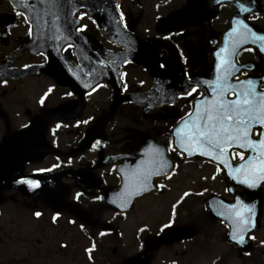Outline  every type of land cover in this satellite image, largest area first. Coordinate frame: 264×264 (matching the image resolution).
Listing matches in <instances>:
<instances>
[{"label":"flooded vegetation","instance_id":"flooded-vegetation-1","mask_svg":"<svg viewBox=\"0 0 264 264\" xmlns=\"http://www.w3.org/2000/svg\"><path fill=\"white\" fill-rule=\"evenodd\" d=\"M114 2L119 5L124 30L162 54L165 83L170 84L177 76V88L162 99L146 101V106L151 107L148 115L156 114L161 121L146 120L144 108L127 101L104 125L103 133L97 121L110 109L114 91L106 82L102 48L116 52L121 48L107 40L84 10H75L78 6L74 2H38L34 3V11L26 8L32 5L29 3L20 6L27 10L24 11L10 0H0V147L18 137L17 145L5 152L3 166L20 167L25 177L46 174L44 188L42 181L38 188L26 183L23 193L10 188L0 195L2 264H122L138 256L149 238L129 257L120 241L122 227L137 205L169 192L166 184L179 170L176 157L171 153L176 163L173 177L159 180V193L140 199L130 213L121 214L109 207L105 191L119 190L123 179L143 177L145 172L134 157L137 152L145 146L146 152L150 150L148 141L152 138L169 149L172 130L187 120L196 103L201 102L199 116H203L207 108L221 100L216 89L225 77L226 87L251 79L257 82V91L264 93V84L260 83L264 80V51L260 50L264 43L255 37L248 39L257 41L258 48L242 50L237 56L239 67L233 64L239 71H225L227 60L233 61V41L246 31L239 21L258 36L264 35V0H242L245 7L251 8L246 19L234 18L236 12L245 13L240 11L238 0ZM82 13L86 15L81 19ZM81 25L86 29L76 31ZM35 39L42 48L30 50L28 46ZM58 39L69 42L61 46ZM122 79L121 93L125 96L146 93L153 86L150 75L131 63L124 65ZM197 82L196 91L185 95L188 85ZM235 98L239 97L229 93L224 103ZM194 123L202 122L198 119ZM257 127L260 125L252 127L255 136ZM92 128V145H106V153L122 157L121 161L94 169L97 151L83 146L79 150ZM43 136L58 153L41 160L42 153L50 150L42 144ZM233 158L241 160L237 152ZM216 169L221 176V170ZM74 172H79L80 178L71 176ZM164 202L169 204V199ZM117 204L118 201L112 203ZM175 204L171 210L178 206L177 215H185L184 201L179 198ZM37 212L41 215L37 216ZM212 229L227 232L222 225ZM139 237L137 232L136 239ZM202 237L199 234L195 242ZM222 238L224 247L233 249L226 236ZM182 245L177 253L160 249L155 255L164 251L171 257L164 261L157 258L152 264L204 261L186 256ZM260 245L261 249L254 250L250 257L238 258L239 264H264V242ZM223 262L232 264V254L226 253L219 263L213 260L211 264Z\"/></svg>","mask_w":264,"mask_h":264},{"label":"water","instance_id":"water-1","mask_svg":"<svg viewBox=\"0 0 264 264\" xmlns=\"http://www.w3.org/2000/svg\"><path fill=\"white\" fill-rule=\"evenodd\" d=\"M17 7H26L25 4H29V0H10ZM55 0H31L32 5H29L28 9L31 11L37 7L34 3L38 2H53ZM65 2H74L73 5H77L78 7L75 10H84L86 13L93 18L99 28L103 31L106 38L111 42L117 43L120 47L124 49L121 53H114L104 49L102 53H104V57L102 61L105 64V78L106 82L112 87L114 91L113 103L111 108L104 112L97 122H101L103 133H104V125H106L115 115L120 105L127 101H132L138 105H142L145 109L144 116L146 117V110H149L150 107L145 105V101L149 99H162L168 95V91L172 89H176V80L177 76L172 77L170 80V84L165 83L164 74L161 71L160 65L165 63L164 57L160 52L155 50L150 44L143 43L138 38L128 34L122 27L117 9L112 0H64ZM24 11H27L25 8H21ZM248 13L239 14L236 12V18H245ZM31 22L34 24V27H37V24L34 20L33 15H29ZM75 38V35H74ZM79 39H74V41L78 42ZM58 45L67 44L66 40L58 39ZM248 40H237L235 41L237 51L241 49L252 46L248 45ZM50 44V43H49ZM42 48L41 42L39 39H35L32 45H29L28 48L31 50L33 48ZM103 56V54H102ZM132 62L140 67H143L152 77L154 81V87L152 90L145 95L140 96H123L121 95V81L120 76L122 72V66L125 63ZM178 93V90L175 92V96ZM194 116V115H193ZM192 116V117H193ZM191 117V118H192ZM147 118V117H146ZM150 121L162 120V118L158 116H153L149 118ZM96 122V125H97ZM95 128H92L89 131L86 139L81 145L79 150H82V146L84 148H95L98 150V155L96 159V166L94 168H99L104 166L107 163H113L118 160V158H111L106 153L105 150H100L98 147H94L92 145V136L91 133ZM177 129H181L180 126L175 128L173 131V142L175 148L184 156L185 161H199L206 160L212 164L220 166L223 169V176L226 178L228 182V192L230 195L234 196V202L228 203L227 201L220 198H212L208 202V209L210 213V217L217 222H225L230 228V235L228 237V241L232 243V245L237 248L240 252L246 253L251 249V241L250 237L252 234L257 232L260 229L261 218L263 213V203H264V181L256 180V183L259 185L256 189H249L246 185L239 183L240 180L244 179L243 175H237V170L239 169L241 172H244L249 169L250 166L256 167L260 163V159L262 154H264V147H262L258 142L253 146L252 144L247 145L244 148H239L236 145H231L225 148L224 155L219 159H212L213 155L217 153L212 152L209 153V150L206 146L196 147L192 146L188 150H185L188 135L183 134L181 131L179 135H177ZM45 138L42 137L43 145H47L45 143ZM251 140H257V138L250 137ZM259 139H264V137H259ZM18 137L13 138L12 140L6 142L0 148V195L3 190L8 188H17L19 191L23 193L24 185L21 184L18 180L22 177L23 169L22 168H7L3 166L4 162V154L8 151L10 146L14 147L17 145ZM165 153L162 156L158 157L157 154H154V157H151L146 161L148 163L147 169L148 173H156L159 171L158 161L161 159L166 160L167 162L173 165L172 168L167 169L168 175L160 174L158 177H154L150 182L146 181L150 176H146V178L142 177V182L146 185V190L141 191L139 193L134 192V196L130 203L125 207L122 212L126 213L133 209L136 201L141 197H144L149 194H153L157 192L155 181L161 177H167L170 175L172 169L174 168V163L168 156L165 148L161 147ZM239 149V152L245 153L247 155L246 159L239 164H234L231 158V152L234 149ZM54 152V151H52ZM48 153L45 154V156ZM221 160L223 163H221ZM139 164V163H138ZM144 165V164H143ZM146 169V170H147ZM165 170V169H164ZM163 170V171H164ZM149 175V174H148ZM151 175V174H150ZM72 176L80 178L79 172H74ZM236 177L235 179L233 177ZM38 179L42 178L41 181L44 182L43 176L36 177ZM140 182V181H139ZM139 182L132 181V184H136L139 189ZM149 182V183H146ZM81 185L83 183L79 181ZM44 188V183L42 185ZM231 189V191H229ZM128 193L127 190H123L122 193ZM106 196L108 198L117 197L116 192L106 191ZM123 198V196H122ZM120 199V201L122 200ZM237 198L243 200L244 203L251 208V212L248 211L247 208L240 207L236 205ZM129 200V198H128ZM125 200L124 202H127ZM235 205V207H233ZM239 211L241 215L249 220L250 222L247 225L238 224L236 222L235 213ZM241 229H244L245 241L243 244H238L232 240V235L234 232H239ZM197 230L194 227H171L160 233L153 239L147 242V246L145 251L139 256L126 260L123 264H150L153 258L155 251L160 249L162 246H173L182 241H186L191 239Z\"/></svg>","mask_w":264,"mask_h":264},{"label":"snow or ice","instance_id":"snow-or-ice-1","mask_svg":"<svg viewBox=\"0 0 264 264\" xmlns=\"http://www.w3.org/2000/svg\"><path fill=\"white\" fill-rule=\"evenodd\" d=\"M29 3H31V0H29ZM238 3L240 11L245 13L251 11L250 7H245L242 0H238ZM118 7L119 5H117V8ZM84 15H86V13H82L80 18L82 19ZM239 23L246 30L240 34L241 40H247L249 36H252L255 37V40L264 43V35L258 36L256 33L252 32L243 21H239ZM85 29L86 26L81 25L76 31H84ZM260 50L264 51V47H261ZM217 55H219V53ZM161 67H164V65H161ZM229 70L233 72L239 71L238 68H233V61L230 59L226 62L225 71L227 72ZM236 79L239 80V77H236ZM260 83L264 84V80H261ZM197 84L198 82L190 83L184 94L189 95L196 91ZM226 85L227 77H225V81L220 84V87L216 89L221 96V100L211 108H207L205 114L199 117L202 123H193L191 125L192 130L188 134L185 150H188L192 146H206L209 153H217L211 157L215 160L223 156L225 148L231 145L245 148L249 144L254 146L258 142L264 147V139H259V137H264V93L257 91V82L251 79L242 81L239 89L235 87L229 88L226 87ZM229 93L239 98L224 103V97ZM189 115L191 116L192 114L190 113ZM254 124L260 125V127L257 128V140L250 139V136L256 135V133H250L249 131ZM181 131L182 129H177V135H179ZM157 154H159L158 150ZM240 158L241 160L244 159L242 153L240 154ZM221 163H223L222 160ZM172 167L173 165L171 163L161 159L158 161V168L160 170L156 171L155 174L168 175L169 173L163 172V170ZM148 174L150 175L152 173ZM237 175L244 176V179L240 180L239 183L246 185L249 189H256L259 186L256 180L264 181V154H262L258 166H250L249 169L244 172L238 169ZM233 178L235 179L236 177L234 176ZM26 183L33 188L39 187V182L37 181H26ZM229 191H231V189H229ZM236 205L247 208L248 211L251 212V208L239 198H237ZM233 207H235V205ZM36 215L39 216L41 213L37 212ZM235 216L238 224L247 225L250 222L245 219L239 211L235 213ZM232 240L238 244H243L245 241L244 229H241L239 232H234Z\"/></svg>","mask_w":264,"mask_h":264},{"label":"rangeland","instance_id":"rangeland-1","mask_svg":"<svg viewBox=\"0 0 264 264\" xmlns=\"http://www.w3.org/2000/svg\"><path fill=\"white\" fill-rule=\"evenodd\" d=\"M219 176L216 169L203 162L192 163L186 166L183 165L182 168H179V170L176 171L175 178L166 184L169 188V192L164 196L160 195L137 205L134 213L122 227L123 245L128 255L131 256L137 252L136 247L139 246V243L136 241V234L138 229L148 227L153 233H157L170 223L169 214L171 206L178 202L179 198L186 197L185 204H187L189 210H192L193 216L189 218L191 223L180 224V226L195 225L199 227V229H202L204 239L208 240V243H211L209 248H214H212V254L207 255L209 257L203 256L199 258V262L204 260L200 264H211L214 259L218 258L224 249V247L220 245V239H218V237L221 238V233L219 232L216 234V230L212 228L205 231L206 227L212 225L208 224V219L203 217L202 212L203 203L210 195H221L220 197L231 200L226 193V183ZM164 199H169V204H166ZM195 199L196 201H194ZM181 216L182 218H180V220L182 221L184 215L181 214ZM254 238L255 241L253 244L256 247H259L260 244L264 242V215L262 217L261 229L255 234ZM198 246H204V251L208 248L204 241L189 246L188 252L192 254V257H197L195 250ZM180 248L181 246H177L173 249L179 251ZM204 251L202 249L201 252ZM118 255H120V253ZM3 257V250L0 246V264H2ZM156 257L164 261L168 258V254L162 251ZM232 264L239 263L235 260Z\"/></svg>","mask_w":264,"mask_h":264},{"label":"trees","instance_id":"trees-1","mask_svg":"<svg viewBox=\"0 0 264 264\" xmlns=\"http://www.w3.org/2000/svg\"><path fill=\"white\" fill-rule=\"evenodd\" d=\"M196 201V200H195ZM187 208V207H186ZM190 209H192V208H190ZM185 213H186V215H185V218L179 223L178 221H176V224H184V223H191V221H189V218H191L193 215H192V210H189L188 208L186 209V211H185ZM204 217V216H203ZM194 221V220H193ZM202 249H203V251H204V246H198L197 247V249H196V252L197 251H199V252H201L202 251ZM205 251H208V248H207V250H205ZM204 251V252H205Z\"/></svg>","mask_w":264,"mask_h":264}]
</instances>
